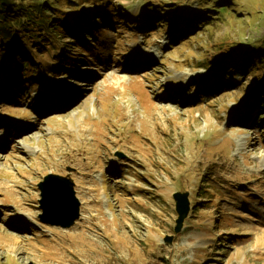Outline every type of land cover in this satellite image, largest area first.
<instances>
[{"label": "rangeland", "instance_id": "374dc122", "mask_svg": "<svg viewBox=\"0 0 264 264\" xmlns=\"http://www.w3.org/2000/svg\"><path fill=\"white\" fill-rule=\"evenodd\" d=\"M74 1L92 22L104 3ZM201 1L107 0L109 21L85 32L63 3L80 34L52 38L33 56L41 72L0 92V264H264V79L227 89L206 68L264 45V0L223 21ZM175 12L209 23L169 26ZM49 174L74 183L68 229L40 218ZM176 195L189 208L179 233Z\"/></svg>", "mask_w": 264, "mask_h": 264}, {"label": "trees", "instance_id": "16d2710c", "mask_svg": "<svg viewBox=\"0 0 264 264\" xmlns=\"http://www.w3.org/2000/svg\"><path fill=\"white\" fill-rule=\"evenodd\" d=\"M65 1L73 5V11H79L78 24L77 22L76 24L83 32L86 31L85 25L87 23H90L91 27L98 26L97 28H99L104 22L109 21V12L104 10L107 0L103 1L102 9H99L96 13L99 15L98 19L93 22L90 19V14L85 9H81L82 5L74 0H29L27 4L24 3V0H0V75L6 74V77L0 78L1 93L3 92L7 95L12 88L19 87L22 84V79L28 76L29 68H32L34 73L41 72L40 67L33 65V56L36 52L42 54V51H47L52 46V38L56 39V36L66 38L65 34H80L77 28L70 25L68 12L62 9ZM245 2L248 4V0H203L198 5L202 7L200 8L201 11H209V17L212 21H223L228 15L235 14L236 9L242 8ZM84 3L87 4L88 0H85ZM93 4L97 3L93 2ZM112 6L109 5L108 8ZM163 11L166 12V10ZM162 15L154 16V22L150 27L156 26ZM178 15L176 12L170 13V15L167 14L169 17L168 22H170L169 26H175L185 20L183 27L188 28L193 24L198 29L209 23L208 21H202V16L196 13L189 18L177 21ZM157 28L165 30V26L162 24L157 25ZM176 28L179 30L181 27L176 26ZM182 31L184 32L186 29ZM77 39L84 44L87 41V39L84 40L82 35ZM237 50L238 48L231 50L230 54L233 53V56L228 54L221 57L217 63L208 61L207 66L205 65L215 76L221 77L222 73H225V75L230 77L229 81L222 83V86L227 89L233 86L232 81L235 76L245 77V75L254 70L261 73L260 80L264 79V45L254 50L243 52H238ZM255 60L257 61L256 63H254ZM74 66H76V63L74 58L71 57L69 61L62 65V68L64 72L70 74ZM59 68L57 65L55 69ZM51 72L54 73V68H52ZM17 81L18 83H16ZM261 87L264 88V80ZM194 88L198 89L197 92H199L200 96H207L206 92H200L198 85H195ZM253 89L255 90L256 86Z\"/></svg>", "mask_w": 264, "mask_h": 264}, {"label": "water", "instance_id": "95a60500", "mask_svg": "<svg viewBox=\"0 0 264 264\" xmlns=\"http://www.w3.org/2000/svg\"><path fill=\"white\" fill-rule=\"evenodd\" d=\"M71 171V169H68ZM41 191L40 215L42 222L51 226H59L64 229L72 227L80 218V201L76 197L74 183L69 176L62 177L56 174H49L38 185ZM176 211L178 213L177 226L175 232L182 230L184 220L187 218L189 208L181 195H176ZM173 238H166L167 242H172Z\"/></svg>", "mask_w": 264, "mask_h": 264}, {"label": "bare ground", "instance_id": "6f19581e", "mask_svg": "<svg viewBox=\"0 0 264 264\" xmlns=\"http://www.w3.org/2000/svg\"><path fill=\"white\" fill-rule=\"evenodd\" d=\"M0 121H1V119H0ZM28 148H30V149H31V147H28ZM31 151H32V149H31Z\"/></svg>", "mask_w": 264, "mask_h": 264}]
</instances>
